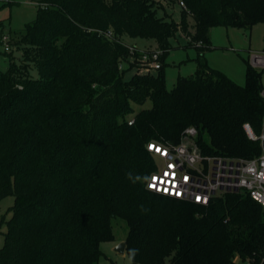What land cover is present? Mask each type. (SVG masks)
<instances>
[{
    "label": "trees",
    "instance_id": "16d2710c",
    "mask_svg": "<svg viewBox=\"0 0 264 264\" xmlns=\"http://www.w3.org/2000/svg\"><path fill=\"white\" fill-rule=\"evenodd\" d=\"M27 1L36 17L19 37L4 34L0 70V200L14 197L0 264H98L115 219L127 225L133 264H234L235 256L264 264V208L246 193L204 207L145 188L157 161L147 145L177 144L189 127L204 155L251 159L264 150L243 129L264 133V70L243 60L238 86L203 58L212 27L264 25V0ZM176 2L179 22L156 15ZM178 32L197 50V66L167 90L164 56ZM122 35L154 40L160 69L125 78L138 63L147 69L149 52Z\"/></svg>",
    "mask_w": 264,
    "mask_h": 264
},
{
    "label": "rangeland",
    "instance_id": "374dc122",
    "mask_svg": "<svg viewBox=\"0 0 264 264\" xmlns=\"http://www.w3.org/2000/svg\"><path fill=\"white\" fill-rule=\"evenodd\" d=\"M156 15L164 17L174 22H179L181 16V6L178 2L166 5L157 9ZM36 17V4L27 0H0V22L3 24L0 37L8 34L11 37H19L24 27ZM188 31L193 34V21L187 17ZM208 39L210 49L204 52V62L208 67L222 72L231 81L238 86L245 84V64L246 60L252 53L261 55L264 50V25L256 24L250 29L215 26L209 30ZM1 40V38H0ZM120 41L127 46L134 47L139 52L156 51L157 46L154 40L144 38H131L122 35ZM169 50L164 56L163 79L166 89L171 90L178 77H191L196 71V58L198 52L193 45L189 43V38L181 33H177L169 39ZM20 49H13L12 56L15 59L20 57ZM144 64H137L130 72L125 74V78L132 73H147ZM125 68L126 65L124 64ZM8 60L4 55V45L0 42V70L6 71ZM33 75L35 73L33 72ZM262 86L264 87V73L262 75ZM151 107V102L147 100L143 105L132 104L131 116L141 109ZM262 134V133H261ZM260 134V135H261ZM183 132L178 143L184 142ZM177 143V144H178ZM203 154V152H202ZM227 154V153H226ZM204 155V154H203ZM225 194H235L233 192L222 191L218 196L223 197ZM14 203L13 196H7L0 200V248L4 244L3 233L6 231V221L11 218L10 207ZM112 232L114 239L102 242L99 249L102 253L98 264H133L127 253H118L116 247L125 241L127 235V225L124 221L112 220ZM234 264H247L242 262L237 256L233 259ZM163 264H169L165 261Z\"/></svg>",
    "mask_w": 264,
    "mask_h": 264
},
{
    "label": "built area",
    "instance_id": "2783aa9c",
    "mask_svg": "<svg viewBox=\"0 0 264 264\" xmlns=\"http://www.w3.org/2000/svg\"><path fill=\"white\" fill-rule=\"evenodd\" d=\"M8 41L6 35L1 37L5 51L9 50ZM160 56L158 50L147 54L148 71L160 69ZM248 61L251 67L264 70V51L261 55L252 53ZM260 96L264 100V87ZM243 129L249 139L264 141V133L256 137L248 124ZM183 135L185 141L178 144L147 145L148 152L157 160L155 170L145 182L148 191L204 207L222 191L243 192L264 208V150L251 159L203 155L196 143V129L186 128Z\"/></svg>",
    "mask_w": 264,
    "mask_h": 264
},
{
    "label": "water",
    "instance_id": "95a60500",
    "mask_svg": "<svg viewBox=\"0 0 264 264\" xmlns=\"http://www.w3.org/2000/svg\"><path fill=\"white\" fill-rule=\"evenodd\" d=\"M125 247H126V242H121L117 247H116V251L120 254L125 252Z\"/></svg>",
    "mask_w": 264,
    "mask_h": 264
}]
</instances>
